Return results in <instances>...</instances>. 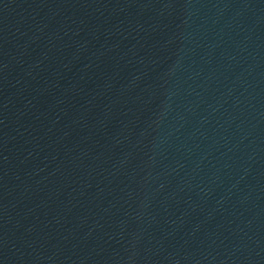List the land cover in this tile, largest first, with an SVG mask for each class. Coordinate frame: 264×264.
<instances>
[{
  "label": "water",
  "instance_id": "water-1",
  "mask_svg": "<svg viewBox=\"0 0 264 264\" xmlns=\"http://www.w3.org/2000/svg\"><path fill=\"white\" fill-rule=\"evenodd\" d=\"M0 264H264V0H0Z\"/></svg>",
  "mask_w": 264,
  "mask_h": 264
}]
</instances>
